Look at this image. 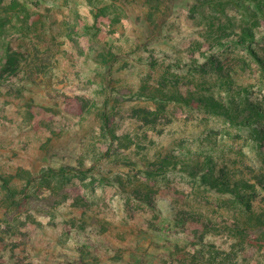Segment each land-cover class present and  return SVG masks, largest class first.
<instances>
[{"label": "rangeland", "instance_id": "rangeland-1", "mask_svg": "<svg viewBox=\"0 0 264 264\" xmlns=\"http://www.w3.org/2000/svg\"><path fill=\"white\" fill-rule=\"evenodd\" d=\"M0 11V264H264V0Z\"/></svg>", "mask_w": 264, "mask_h": 264}, {"label": "trees", "instance_id": "trees-1", "mask_svg": "<svg viewBox=\"0 0 264 264\" xmlns=\"http://www.w3.org/2000/svg\"><path fill=\"white\" fill-rule=\"evenodd\" d=\"M8 1L9 2H8L7 6H0V8L12 7L18 0H8ZM0 4H2V0H0ZM0 14H1V11H0ZM1 17L2 16L0 15V36H2L3 34H5V33H7L9 31V28L7 27V25L5 24V22L1 20L2 19ZM248 36H252V33L251 32H248ZM260 116L261 117H264V112H261L260 113ZM261 179H262L261 177L260 178H256V180L258 181L256 183H258L257 185H259L260 187H263L264 188V180H261ZM239 183L240 184H235V186L238 189H239V187L242 186L243 191H246V188L248 189L250 187L251 188L254 187V186H252V185H250V184H248L246 182H239ZM232 193H233L234 196H240V195H242L241 192H236L234 190H232Z\"/></svg>", "mask_w": 264, "mask_h": 264}]
</instances>
